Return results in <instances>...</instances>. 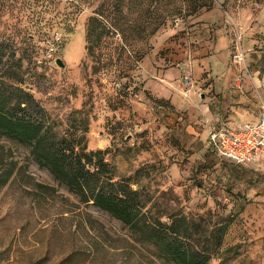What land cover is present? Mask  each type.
Instances as JSON below:
<instances>
[{"label":"rangeland","instance_id":"obj_1","mask_svg":"<svg viewBox=\"0 0 264 264\" xmlns=\"http://www.w3.org/2000/svg\"><path fill=\"white\" fill-rule=\"evenodd\" d=\"M0 78L57 142L101 151L142 221L85 201L0 133V264H177L144 231L157 219L208 264H264V164L207 142L264 107V0H0Z\"/></svg>","mask_w":264,"mask_h":264},{"label":"trees","instance_id":"obj_2","mask_svg":"<svg viewBox=\"0 0 264 264\" xmlns=\"http://www.w3.org/2000/svg\"><path fill=\"white\" fill-rule=\"evenodd\" d=\"M34 105L35 100L30 93L0 78V133L30 147L41 166L82 195L85 201L93 200L101 209L136 228L142 221L138 219L139 207L131 195L132 190L124 183L113 181L108 165L103 159H95L101 151L90 154L77 152L73 146L57 142L35 114ZM103 171H108V174L103 175ZM11 175L12 169L3 184ZM143 224L149 241L168 260L177 264H208L210 261V251L193 245L188 230L180 232L175 228L176 222L166 224L157 219L155 222L144 221Z\"/></svg>","mask_w":264,"mask_h":264},{"label":"built area","instance_id":"obj_3","mask_svg":"<svg viewBox=\"0 0 264 264\" xmlns=\"http://www.w3.org/2000/svg\"><path fill=\"white\" fill-rule=\"evenodd\" d=\"M207 142L222 158L237 165L257 167L264 164V107L258 123L235 127L212 126Z\"/></svg>","mask_w":264,"mask_h":264},{"label":"crops","instance_id":"obj_4","mask_svg":"<svg viewBox=\"0 0 264 264\" xmlns=\"http://www.w3.org/2000/svg\"><path fill=\"white\" fill-rule=\"evenodd\" d=\"M261 115H262V108H261V111H259L258 115H251L250 113H247L246 111L243 110V111H240L239 113H237V115L235 116L234 122H236V124H224L223 123L220 125H224L227 127H235V126H238L241 124H246V123L256 124L259 122ZM216 126H218V125H216Z\"/></svg>","mask_w":264,"mask_h":264},{"label":"water","instance_id":"obj_5","mask_svg":"<svg viewBox=\"0 0 264 264\" xmlns=\"http://www.w3.org/2000/svg\"><path fill=\"white\" fill-rule=\"evenodd\" d=\"M56 63H57L59 66L64 67V63L62 62L61 59H57V60H56Z\"/></svg>","mask_w":264,"mask_h":264}]
</instances>
